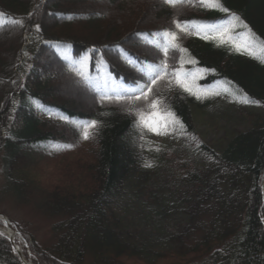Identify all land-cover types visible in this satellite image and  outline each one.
Listing matches in <instances>:
<instances>
[{
	"label": "trees",
	"instance_id": "1",
	"mask_svg": "<svg viewBox=\"0 0 264 264\" xmlns=\"http://www.w3.org/2000/svg\"><path fill=\"white\" fill-rule=\"evenodd\" d=\"M48 1L51 4L45 5ZM90 1L94 0H67L65 6L60 0H0V11L12 19L0 28V35L17 31L21 36L17 48L2 53L9 57L8 66L0 65V170L5 176L1 193L26 202L31 193L42 192L36 204L55 220L52 229L57 236L56 242L44 246L22 231L32 260L38 264H264V113L246 112L250 127L235 133L222 150L203 144L201 163L186 160L183 150H172L176 155L167 153L160 169L147 161L140 118L158 100L160 112H171L179 121L170 125L171 131L192 132L195 111L218 98L207 88L216 79L233 82L252 102L264 105V63L236 51L233 38L229 43L205 39L212 34L196 30L191 22L215 19L224 12L209 10L198 0L176 6L164 0H104L105 11L115 8L121 14L117 35L96 34V40L77 36L72 24L61 22L89 19L87 24L102 16L99 10L74 7ZM153 2L159 5L152 6ZM225 2L264 40V0ZM147 8L152 18L147 13L146 20L153 25L139 26ZM46 10L54 18L48 22L51 27L40 17ZM108 17L107 13L105 28L111 25ZM55 21L61 24L55 27ZM177 23L186 31L177 29ZM168 32L177 33L179 47L169 48L165 55L162 48L168 38L161 34ZM55 43L70 45L72 56L87 61L88 70L66 62L69 67ZM45 54L92 99L87 108L56 98L50 86L53 70L40 78ZM164 62L166 71L161 67L157 71L156 65ZM103 72L111 76L102 84L137 91H92L90 74ZM176 73L192 92L177 82ZM149 88L147 100L136 99ZM42 105L57 108L49 119L36 115ZM16 118L19 122L13 123ZM92 121L97 126L88 129L92 135L84 139L85 126ZM54 140L69 146L49 154L45 149ZM82 154L89 160H77ZM64 156L68 159L47 170L52 179L43 184L40 159ZM163 185L169 193L162 200ZM128 189L137 198V212L144 209L137 220L131 219L127 198L116 201L128 195ZM176 213L181 219L172 225ZM159 222L163 227L156 231ZM0 264H19L2 234Z\"/></svg>",
	"mask_w": 264,
	"mask_h": 264
},
{
	"label": "rangeland",
	"instance_id": "2",
	"mask_svg": "<svg viewBox=\"0 0 264 264\" xmlns=\"http://www.w3.org/2000/svg\"><path fill=\"white\" fill-rule=\"evenodd\" d=\"M60 1H61V5L66 6L67 0H60ZM51 2L48 1V3H46L45 5L51 4ZM107 3L108 2L104 0L101 1L94 0V1H90L89 3L75 4L74 7H81V9L86 8L94 11L99 10L101 12L102 16L92 17L89 23H87L88 25L84 23L87 22L89 19H83V20L79 19L71 23L69 22H65V23L61 22V23L70 24V25L72 24L71 26L74 27L72 28V31L77 36L87 35L90 38L94 37V40H96V34H101L102 38L104 36L108 37L109 35L115 36L117 35L116 33L119 32V27L121 26L120 25L121 23H119L118 21L119 18L118 15H116V17L113 15H109L108 20L111 22V25L109 26V28L108 27L105 28V24H106L105 22L107 20L105 19V17L106 14L108 13L107 11H105L106 8L105 5ZM151 5L155 6V5H159V3L153 2ZM148 8L145 12H143V16L140 22L138 23L139 26L153 25V23L151 22L154 21L150 22L146 20L147 13L148 16L151 17V12H150L151 10ZM59 10L66 11L65 9L62 8H60ZM83 11H87V10H83ZM40 17L43 18V23L45 26L48 25L49 27H51L48 22L50 18L52 19L54 18L53 16L49 15L47 10L45 11V13L43 11L42 14L40 12ZM138 18L139 17H137V19ZM0 21H1L0 24L6 23L8 22V18L4 15V18L0 19ZM61 23L55 21V27L57 25H60ZM20 39L21 36L17 31H12V32L7 31L0 35V58L2 59V60L0 59V65L3 66L4 68L8 66L7 62L9 57L5 58L2 53L6 54L7 52L10 54L13 47L17 48ZM244 39L247 42L248 41L253 42V40L250 37L245 36ZM257 47L259 46L257 45ZM43 63L44 64L41 70L43 71L44 74L49 75V73L52 72V70L53 73L55 72L53 74V78L50 79V83H51L50 86H52L54 95L56 96V98H59V101H61L64 104L66 100H72L76 104L81 105V108L82 107L87 108L90 105L92 99L87 94H85L84 92L78 89V87L75 85V81L71 79V77H68V75H66L62 70H60L59 67H55V65L48 58L47 54H45L44 56ZM240 96L241 94L239 95L237 94L236 99H234L233 101L230 98H223L217 101L216 103H214L210 107L197 110L195 113V120H194L195 132L192 134L172 136L167 132L165 133L163 130H161V134L158 135L155 131H150L148 128L145 127L144 144L150 161L152 163L156 162L157 164H160L167 160L166 159L167 151H169L168 153H170L172 156L176 155V153L171 151L174 149H170V148H175V149L185 148L186 153L189 154V156L193 160L200 162L202 160V157L198 153V147L202 142L209 144L218 150L222 149L224 146H226V144L228 143V139L234 133H236L237 131H242L247 128V124L242 118V112L244 110L260 111L261 113L264 112V106L262 107L258 105H252V103L251 104L241 103L239 101ZM66 159H68L67 156L62 157L61 160L57 158L40 159L41 162L39 164V174L41 177H44L42 180L43 184H46L47 180L52 179L51 177L52 175L47 170H51L53 167L58 166L61 163L60 161ZM77 160L86 161L89 160V156L87 154L85 155L82 154L81 157H79ZM162 174H166V172ZM54 175H53V179H54ZM3 182L4 179L2 174L0 173V213L7 215L11 220L15 221V223L17 225H20L25 232L33 234L34 237L43 245H49L54 243L57 240V236L52 229V223L54 222V220L51 219L50 217L48 218V216L45 215L42 212L41 208L36 204V202L39 203V199L42 198V192L40 194L31 193V198L28 201L23 202L21 200H18L17 198L14 199L7 194L3 196V194L1 193L2 190L1 187L3 185ZM163 189H164L163 192H161L162 200L165 199L166 193H169L168 188H166V186H164ZM127 192H129L128 195L123 197L120 196L116 201H118L119 199L123 200L127 198L126 202L128 200V203L125 204L126 208H128L129 213L131 214V219H133L134 217L137 220V214L140 217H142L144 215L143 212L144 209L142 211V208L140 207V211L137 212V198L134 197L133 193H131L129 189L127 190ZM121 204L124 206L123 203ZM119 206L120 203L118 207ZM126 216L130 217L128 214H126ZM176 216H173L174 218L172 220V225L178 224L180 221L179 219H181L179 213H176ZM151 221L156 222V220H151ZM162 227L163 224L159 222L155 227V230L159 231ZM4 228L5 227H3L0 224V230H3ZM27 249L31 250L29 246ZM29 260L33 262L32 259L29 258Z\"/></svg>",
	"mask_w": 264,
	"mask_h": 264
},
{
	"label": "snow or ice",
	"instance_id": "3",
	"mask_svg": "<svg viewBox=\"0 0 264 264\" xmlns=\"http://www.w3.org/2000/svg\"><path fill=\"white\" fill-rule=\"evenodd\" d=\"M164 2L166 4H169L170 6H176L179 3H183L184 0H164ZM201 3L203 4V6L207 8L222 10L225 13L229 12V9L223 6V0H201ZM3 18H4V14L0 13V19H3ZM239 20L240 18L236 16L235 21H239ZM236 26L237 25L235 22L227 27H224L223 29H219L217 28V26H213V25H206L201 28V31H204L205 29H207V31H210L213 33V35H205L204 36L205 39H219L221 43H229L232 40V37L230 35L231 29L235 28ZM245 27L247 26L245 25ZM176 28L179 29L181 32L186 31L185 26L181 25L180 23L176 24ZM249 32H251L250 29H249ZM161 35L168 38V45L162 48V51L165 55L168 54L169 48L176 49L179 47V45L176 43L178 39L176 32L162 33ZM225 37H227V39H225ZM252 39L256 40L254 34H252ZM257 43L260 46L261 55H257L253 49V46L249 43H245L243 45L234 44L233 46L235 47L236 51H239L242 54L250 55L254 59H259L261 63H264V40H258ZM160 67H161V71H166V67H167L166 65H162ZM175 75L177 76V82L180 83L181 86H183L186 91L192 92L191 87H188L186 83L179 80V73H176ZM151 83L155 84L156 81L153 80ZM150 92H151V88H149L147 92L143 93V97L137 96L136 99L143 98L147 100ZM193 94H196V93H193ZM239 101L241 103H249L250 98H247L246 94H242L239 97ZM160 103H161L160 101L154 100L150 104V108L152 109V111L148 114H145V113L140 114L141 123L143 124V126L148 128L150 131H155L158 135L161 134V130H163L166 133L170 125L179 123V121L175 119L173 113L166 112L164 114H161L160 109H159ZM96 126L97 124L95 121L89 122L85 126V130L83 132V138L89 139L92 134L90 133V131H88V129L95 128ZM146 166L150 167L151 165H146Z\"/></svg>",
	"mask_w": 264,
	"mask_h": 264
},
{
	"label": "bare ground",
	"instance_id": "4",
	"mask_svg": "<svg viewBox=\"0 0 264 264\" xmlns=\"http://www.w3.org/2000/svg\"><path fill=\"white\" fill-rule=\"evenodd\" d=\"M117 11L115 8H110L108 10L109 15H113L116 17L118 15L119 17L121 14ZM120 20V18H118ZM5 228L3 229L4 233L12 240L14 245V250L16 254L21 258V264H32L29 261V258L25 252V242L23 241L21 234L19 233V230L17 227L13 224H10L9 221L5 218Z\"/></svg>",
	"mask_w": 264,
	"mask_h": 264
}]
</instances>
